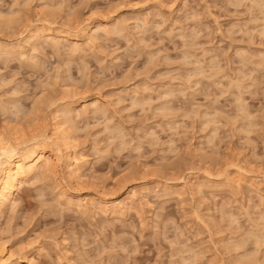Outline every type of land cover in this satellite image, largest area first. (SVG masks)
<instances>
[{"label": "rangeland", "instance_id": "obj_1", "mask_svg": "<svg viewBox=\"0 0 264 264\" xmlns=\"http://www.w3.org/2000/svg\"><path fill=\"white\" fill-rule=\"evenodd\" d=\"M0 48L11 145L70 101L101 109L60 116L81 180L61 158L0 213L12 261L264 264V0H0Z\"/></svg>", "mask_w": 264, "mask_h": 264}, {"label": "bare ground", "instance_id": "obj_2", "mask_svg": "<svg viewBox=\"0 0 264 264\" xmlns=\"http://www.w3.org/2000/svg\"><path fill=\"white\" fill-rule=\"evenodd\" d=\"M93 25H94L93 27L90 24L89 26L88 25L86 26L87 28L84 32L85 34L83 33L82 30V34H84L87 39H90L93 36V35L91 36V33L94 31L95 28H96L95 30L97 31L98 29L101 30L102 28H105L104 26L101 28L100 24H93ZM44 28L36 27L31 32V35L28 37L27 42L33 48L36 41H40L39 39L43 37L46 33L48 37H51V32H50L51 29L46 30ZM112 29H115V27ZM52 33L54 34L53 40L55 41L58 39L64 40V42L70 40H73L75 42L79 41V38L76 37V35H72L71 33H69V31L68 32L54 31ZM93 33H95V31ZM56 46H58V44ZM2 49L3 51L5 50V48ZM2 49L0 48V51ZM5 51H8V49ZM98 108L99 107L96 105V102H92L91 104L87 105V101H82L78 103L70 101L64 106L62 110L61 109L56 110L55 114L53 113L54 116L50 128V135L42 134L38 138L30 139L32 141L29 142L26 141L27 143H25L26 145L22 149L20 147L18 148L17 146L11 145L12 142L10 141L11 143H9V140L7 141L5 138H2L3 136L0 137V213L2 212L5 206H8L7 204L11 203L14 200L15 194L18 192V190L26 181L36 177L38 173H44V174L53 173L55 168L60 166L61 158L65 159L64 170L65 172H67L69 179H71V181L75 183H78L81 180L80 166H78L77 159L73 157L74 152L72 149L73 146L72 143L74 141V138L72 136V131H70L71 127L66 128L65 126L66 124L67 125L69 124V126L73 125L72 124L73 119L71 118L73 116L70 115L73 114L74 112L80 111V113L82 114L83 113L87 114L88 112H93V111L96 112L97 110L101 112L100 111L101 109L99 110ZM67 112L69 114L71 113L69 115L71 119H67V117L62 119L60 117L61 114L63 115V113L66 114ZM39 141H41L42 146L39 143ZM48 142H52L51 144H53V146L56 147V151L62 154L60 158L57 157L51 151H49L48 148L46 149L45 147L47 145L44 147L43 143L45 144ZM189 183H191V181ZM175 194L182 195L183 191L181 192L176 191ZM132 199H133L132 201L138 199V192H134L132 194ZM83 201L86 204H89L90 202L93 201V198L86 196ZM84 202H82V200L80 199H78L76 203H74L72 200L70 201L71 204L76 205L75 207L79 208L80 210L83 208ZM124 209L125 206L121 203L113 205L112 207V210H114V212L123 211ZM30 262H31L30 257L12 261V255L9 254V252H6L5 248L2 249L0 248V264H30Z\"/></svg>", "mask_w": 264, "mask_h": 264}]
</instances>
